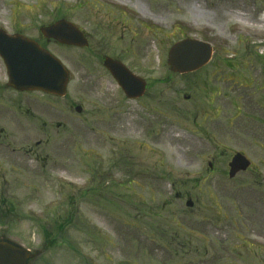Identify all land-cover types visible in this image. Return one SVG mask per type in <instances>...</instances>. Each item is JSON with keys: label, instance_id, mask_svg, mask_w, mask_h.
<instances>
[{"label": "rangeland", "instance_id": "374dc122", "mask_svg": "<svg viewBox=\"0 0 264 264\" xmlns=\"http://www.w3.org/2000/svg\"><path fill=\"white\" fill-rule=\"evenodd\" d=\"M138 1L150 15L140 14L135 7ZM170 15L180 25L170 28ZM239 16L263 22L264 0H129L128 4L118 0H0V27L8 33L27 31L38 37V26L66 19L81 23L91 39L89 50L41 40V46L63 62L72 79L67 98L60 101L59 119L51 116L45 125L29 127L25 119L22 127L0 134L9 133L12 148L21 150L10 157L14 169L8 173V184L0 185V198L8 200L0 210L6 215L0 219V236L36 250L30 264H257L254 256L259 252L253 246L242 255L235 254L242 244L239 238L264 248V239L256 236L261 232L264 236V31L245 26ZM185 37L216 40L213 60L199 72L201 77L219 75L209 81L218 92L216 98L214 89L203 86L200 76L184 78L167 65L170 47ZM104 55L122 56L137 74L171 73V95L180 110L202 114L220 108L219 117L211 112L212 117L204 122L218 150L226 153L218 162L217 174L200 181L208 176L206 160L188 164L194 155L213 150L200 140L199 128L192 121L182 122L181 114L168 124L162 147L147 143L142 136L136 138L133 123L126 133L122 131L118 112L122 93L100 62ZM251 79L253 85L246 88ZM72 105H81L84 112L78 116ZM127 105L134 107L133 102ZM29 148L33 149L27 152ZM235 152L245 153L254 166L230 179L228 164ZM160 159L170 175L149 183L156 186L152 194L136 195L137 182L145 184L137 161L153 167ZM182 182L220 186L211 192L206 188L192 192L194 202L197 195L203 202L200 206L213 207L221 219L216 222L215 214L201 212L191 215L189 221L205 224L198 230L187 229L193 253L198 248L204 255L189 259L183 258L180 243L186 233L184 212H191L187 199H176L184 189L170 188ZM125 184L124 189L119 187Z\"/></svg>", "mask_w": 264, "mask_h": 264}, {"label": "flooded vegetation", "instance_id": "af4514ba", "mask_svg": "<svg viewBox=\"0 0 264 264\" xmlns=\"http://www.w3.org/2000/svg\"><path fill=\"white\" fill-rule=\"evenodd\" d=\"M170 28H173L175 25H180L178 24L177 20H172L171 15H170V22H169ZM2 28H0L1 30ZM8 35L12 36H20L28 40H32L37 44H41V40L44 39L43 35H39L38 37L30 36L28 35L27 31H14L12 33H7ZM47 42H51V40H47ZM91 42V40H90ZM216 40H213L211 43L216 47L215 44ZM91 47V44L89 43V47L87 50H89ZM109 56H102L100 59V62H102V66L104 68V59ZM115 60H118L122 63H124L123 57L122 56H113ZM264 66V63H263ZM204 69V68H203ZM201 69V70H203ZM197 71L194 73H189V74H184L187 76H200L199 72ZM218 71V69H216ZM0 134H4L5 131L7 132L8 128H19L24 125L25 119H28L27 125L29 127L37 126L36 123H40L45 125V119L50 120L51 116L59 119V115H57V112L60 110V101L61 98L58 96H53L46 94L42 91H23L19 90L16 87H14L11 84L10 77L8 75V68L4 62V60L0 57ZM108 72V71H107ZM264 72V71H263ZM109 73V72H108ZM137 74V73H136ZM139 75L144 81H145V91L141 97L135 100H129L128 98L125 97V95L122 93V105L119 107L118 112L119 116L122 120L121 123V129L124 133L127 132L128 125L133 123L132 129L133 132L136 134V138L142 136L144 140H146L147 143H152L156 147H162L165 146L166 144L164 143V138L166 137V130L167 126L169 123H172L173 120H177L179 117V114H181V120L184 124H188L192 121V123L199 128L197 131L200 133L201 137L200 140L205 141L206 144L211 146L213 152L212 153H207L205 151H202L199 154L194 155V158L190 159V163L188 162L189 165H193L195 162H203L206 160V164L208 167V176L205 178H201L200 181H203L204 179L206 180L209 176H213L214 174H217V165L219 160L225 157L224 152H220L218 150V146L216 145L215 142V137L214 135H211L208 132V129L205 128L204 122L209 118L212 117V113H217L218 117L220 114V108L217 107L216 109H213L211 111L205 110L203 111L202 114L199 112H193L189 109H182L180 110L176 105L174 104V99L172 98L173 96L171 95V84L173 82V78L171 77V73H143V74H137ZM179 75V74H177ZM184 75H179L183 76L184 78H187V76ZM263 75V83H262V88L264 90V73ZM204 77H201L202 79L205 80V82L202 84L205 86L207 89L211 88L209 85V81L211 80L210 77H216L219 78V75L216 73L212 74H204L202 75ZM233 79H229V82L232 83ZM190 85L194 86V83H191ZM209 85V86H208ZM253 84L250 82L248 85V88L251 87ZM190 88V87H189ZM214 89V88H211ZM215 91V98L218 94V92L214 89ZM47 98V99H46ZM214 98V102H215ZM190 100V96L186 97V101L188 102ZM262 105L264 104V94L261 97ZM133 102L134 107L129 108L128 103ZM73 107V105H72ZM263 114H264V109H263ZM53 114V115H51ZM264 118V115H263ZM131 120L129 122L128 120ZM200 119V121H199ZM202 119V120H201ZM217 118H215L216 120ZM57 126H60V122L58 120ZM10 134L8 133L5 137L0 136V185L6 186L8 184V173L13 171V164L11 161V155L13 153L21 152L20 149H14L12 148V143L13 138L9 137ZM11 138V139H10ZM16 143L14 142V145ZM41 143L38 142L37 146H39ZM141 148V146H139ZM146 148V147H144ZM33 148H29L26 150L27 152L32 151ZM23 151V150H22ZM33 153V152H31ZM28 154V153H27ZM37 160L40 159V155L36 154ZM138 166V172L144 171L143 177H145V184L142 183V185L138 183L139 188L136 189V195H139L142 191L147 192L152 194L156 190V186H153L149 184L150 182H153L154 179L158 178L159 180H165L168 175H170V172L167 170L165 171L166 167L164 166L163 159L158 160L157 165H154L153 167L148 166L147 164H142L139 161H137ZM185 165V166H189ZM149 168H146V167ZM161 168L160 172H156L157 169ZM152 174L159 175L158 177H154ZM137 176H140L136 173ZM186 176H189V172L185 173ZM136 182V181H135ZM121 189H124L126 187L125 185H119ZM162 188H165L162 186ZM170 188L172 190L174 189H179L180 188L184 189V191L181 194L176 195V199L180 200L181 198L187 199L188 201H191L193 203L192 208H188V210L191 212L188 213L187 211L184 212L185 216L183 218L184 222L182 224V229L186 232L184 236L181 239L180 246L183 249L184 256L183 258L189 259L194 254H198L203 256L204 254L200 253V250L198 248L196 249V253H193V248L195 246L193 245V240L192 237L189 236L187 231L191 228L193 230H198L201 227H203L205 224L204 223H199V222H194L191 219V215L194 213H205L207 215H213L215 214V221L218 222L220 221V212H216L213 207H201L200 205L203 204L199 200V197H197V201L193 202L192 200V192H202L203 188H206L207 191L211 192L214 190H219L220 186L216 184L208 185V186H202L200 183L196 182H182L181 185H170ZM151 195V199H152ZM216 203V201H215ZM8 204L7 197L4 199L1 197L0 198V210L2 209V206ZM11 204V202H10ZM163 207H166V203L163 204ZM195 207L197 209H195ZM218 209H221L218 207ZM137 210H139L137 208ZM201 212V213H199ZM140 213V212H139ZM141 214V213H140ZM6 216V215H5ZM2 214H0V219L5 217ZM215 222V223H216ZM216 224H213V227H215ZM197 228V229H196ZM188 229V230H187ZM198 238L199 236L196 235ZM257 238L259 239H264L263 233L261 232L260 234L256 235ZM242 241V244H238V248L236 249V254L235 256L242 255L243 252H246L249 248L252 246L255 248L256 252H259V254H256L254 256L255 260L257 261V264H264V248L262 246H257L255 243L250 244L249 242H246L245 240L243 241L241 238H239ZM171 240H180L178 238H171ZM215 250V258L220 260L221 257L217 253L216 249ZM207 255H209L208 251L206 250ZM197 255V256H198ZM199 257V256H198ZM253 258V256H252ZM204 259L202 258L199 262L203 261ZM198 262V263H199ZM186 264H191L190 261H187ZM230 264H236V263H230Z\"/></svg>", "mask_w": 264, "mask_h": 264}, {"label": "water", "instance_id": "95a60500", "mask_svg": "<svg viewBox=\"0 0 264 264\" xmlns=\"http://www.w3.org/2000/svg\"><path fill=\"white\" fill-rule=\"evenodd\" d=\"M46 38L55 39L63 45L84 48L88 46L85 36L72 23L61 20L54 25L43 28ZM1 35V34H0ZM24 42L22 39L15 38ZM12 39L0 37V55L6 62L11 80L22 90L41 89L47 93L64 97L66 94L69 73L62 62L36 44L25 42L24 53L12 52ZM212 48L204 43L185 40L173 46L169 54L168 64L173 72L187 73L196 71L212 58ZM106 67L111 71L128 98L142 95L143 81L132 75L122 64L114 60H106ZM13 82V83H14ZM77 113L82 111L76 108ZM250 162L241 154H237L230 163V178L239 172L246 171ZM192 206V204H188ZM34 254L8 239H0V264H30Z\"/></svg>", "mask_w": 264, "mask_h": 264}, {"label": "bare ground", "instance_id": "6f19581e", "mask_svg": "<svg viewBox=\"0 0 264 264\" xmlns=\"http://www.w3.org/2000/svg\"><path fill=\"white\" fill-rule=\"evenodd\" d=\"M118 1L122 2L123 4H128L129 3V0H127L126 2H124L123 0H118ZM135 7H137L139 9L140 14H142L144 16L150 15L149 11L147 9V6L143 2L138 1L137 6H135ZM239 17L240 18H238V20L242 24H244L245 26H248V25L256 26L259 30L264 31V21L260 22V23H255V22H252L250 19H248L246 17H242V16H239ZM157 19H159V18H157Z\"/></svg>", "mask_w": 264, "mask_h": 264}]
</instances>
